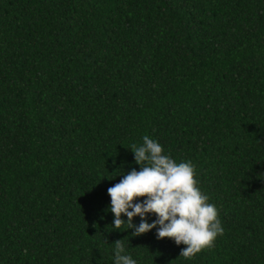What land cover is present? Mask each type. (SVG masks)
<instances>
[{
    "label": "trees",
    "instance_id": "trees-1",
    "mask_svg": "<svg viewBox=\"0 0 264 264\" xmlns=\"http://www.w3.org/2000/svg\"><path fill=\"white\" fill-rule=\"evenodd\" d=\"M144 135L195 166L212 248L111 227ZM120 239L138 264H264V0H0V264H113Z\"/></svg>",
    "mask_w": 264,
    "mask_h": 264
},
{
    "label": "clouds",
    "instance_id": "clouds-1",
    "mask_svg": "<svg viewBox=\"0 0 264 264\" xmlns=\"http://www.w3.org/2000/svg\"><path fill=\"white\" fill-rule=\"evenodd\" d=\"M142 141L130 149L139 170L119 171L122 178L107 189L111 227L118 232L131 229L132 236L155 229L158 240L168 238L177 246L183 244L180 255L184 257L212 248L224 228L216 205L197 186L195 166L191 161L177 162L148 135ZM150 216L155 217L151 222ZM135 217H139L138 224L133 222ZM112 244L113 264H138L128 251L129 241Z\"/></svg>",
    "mask_w": 264,
    "mask_h": 264
}]
</instances>
